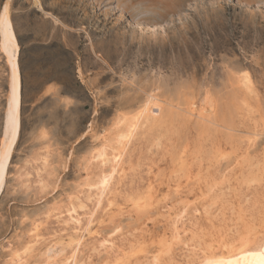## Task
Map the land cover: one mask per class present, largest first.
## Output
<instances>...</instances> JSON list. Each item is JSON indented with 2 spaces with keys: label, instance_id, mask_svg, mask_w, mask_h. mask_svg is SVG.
I'll use <instances>...</instances> for the list:
<instances>
[{
  "label": "rangeland",
  "instance_id": "1",
  "mask_svg": "<svg viewBox=\"0 0 264 264\" xmlns=\"http://www.w3.org/2000/svg\"><path fill=\"white\" fill-rule=\"evenodd\" d=\"M9 13L21 106L0 264L264 252V0H11ZM9 80L0 47V150Z\"/></svg>",
  "mask_w": 264,
  "mask_h": 264
},
{
  "label": "bare ground",
  "instance_id": "2",
  "mask_svg": "<svg viewBox=\"0 0 264 264\" xmlns=\"http://www.w3.org/2000/svg\"><path fill=\"white\" fill-rule=\"evenodd\" d=\"M10 2H11V0H5V3L3 4V6L1 7V10H0V45H1L0 47L2 48V51L7 58V63L9 65V78H10V80H9V83H10L9 101H8V125L10 126V133H9L8 141L0 150V191L2 188L4 175L6 173L7 167H8L9 162H10L12 151H13V149L16 145V141L18 139L19 127H20V106H21L20 74H19V69H18L17 60L15 58V54L11 55V53H9V51H8L10 44H13L15 53H16V50H18V45L16 43L13 25H12L10 13H9V3ZM45 15L52 17L49 14H45ZM53 19L56 20L55 18H53ZM13 118L15 120V128H13V124H12ZM114 162H115V165L112 169V172L108 176H105L102 178L101 184H102L103 188H105L106 185H108L109 180H111L110 178L112 176V173H115L114 170L119 165L118 161H114ZM72 219H74V218H72ZM74 223H75V220H74ZM75 225L76 224H74V226ZM77 243H76V245H77ZM79 243H80V241H79ZM77 247H79V246L77 245ZM240 247H243V246H240ZM237 250H238V248H237ZM231 251H232V249H231ZM225 253H227V252H225ZM232 254H233L232 256H230L229 258L222 260V261H219L216 259H214V260L209 259L208 261H206L205 264H264V257H262V255H264V252L258 253L257 251H250V252L247 251V252H239L236 254H234V253H232ZM55 256H57V255L55 254ZM226 257H227V255H226ZM46 258H47V256H46ZM52 258H54V257H52ZM49 259H51V258H49ZM67 259H69V258H67ZM72 264H73V262H72Z\"/></svg>",
  "mask_w": 264,
  "mask_h": 264
},
{
  "label": "snow or ice",
  "instance_id": "3",
  "mask_svg": "<svg viewBox=\"0 0 264 264\" xmlns=\"http://www.w3.org/2000/svg\"><path fill=\"white\" fill-rule=\"evenodd\" d=\"M0 3H3V0H0ZM12 124H13V128H15V120H14V118H13ZM262 257H264V255H262Z\"/></svg>",
  "mask_w": 264,
  "mask_h": 264
}]
</instances>
